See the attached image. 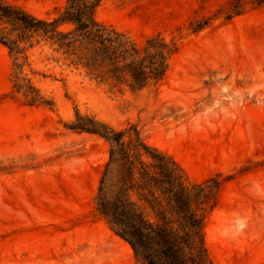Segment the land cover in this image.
I'll list each match as a JSON object with an SVG mask.
<instances>
[{"label": "rangeland", "instance_id": "obj_1", "mask_svg": "<svg viewBox=\"0 0 264 264\" xmlns=\"http://www.w3.org/2000/svg\"><path fill=\"white\" fill-rule=\"evenodd\" d=\"M10 1L45 19L65 4ZM230 1L104 0L98 21L138 45H175L164 78L141 90L95 78L42 40L19 75L35 90L27 99L0 45V264H141L96 210L109 145L70 129L76 112L135 125L190 181L217 179L204 221L214 264H264V3L242 0L228 17Z\"/></svg>", "mask_w": 264, "mask_h": 264}, {"label": "trees", "instance_id": "obj_2", "mask_svg": "<svg viewBox=\"0 0 264 264\" xmlns=\"http://www.w3.org/2000/svg\"><path fill=\"white\" fill-rule=\"evenodd\" d=\"M103 1L65 0L57 17L45 19L10 0H0V45L13 60L15 91L27 99L31 89L35 91L19 75L26 51L42 40L56 45L72 64L101 80L141 90L164 78L175 45L159 36H149L138 45L98 21L96 11ZM262 3L257 1V5ZM242 5V0H231L228 17L240 13ZM65 24L71 28L60 29ZM36 101L33 98L29 103ZM69 128L98 135L108 143L95 207L141 264H214L204 221L217 204L221 185L217 179L190 181L177 161L148 144L135 125L116 129L76 112Z\"/></svg>", "mask_w": 264, "mask_h": 264}, {"label": "bare ground", "instance_id": "obj_3", "mask_svg": "<svg viewBox=\"0 0 264 264\" xmlns=\"http://www.w3.org/2000/svg\"><path fill=\"white\" fill-rule=\"evenodd\" d=\"M117 239H120L118 236L115 235ZM121 240V239H120ZM123 241V240H122ZM127 244V243H126ZM128 248L132 251L131 247L127 244Z\"/></svg>", "mask_w": 264, "mask_h": 264}]
</instances>
